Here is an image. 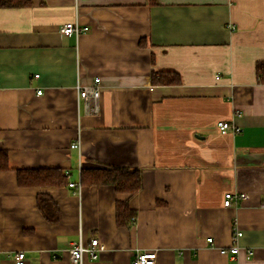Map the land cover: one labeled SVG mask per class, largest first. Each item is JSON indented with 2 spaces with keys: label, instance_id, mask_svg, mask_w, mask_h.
I'll return each instance as SVG.
<instances>
[{
  "label": "crops",
  "instance_id": "0c3cea01",
  "mask_svg": "<svg viewBox=\"0 0 264 264\" xmlns=\"http://www.w3.org/2000/svg\"><path fill=\"white\" fill-rule=\"evenodd\" d=\"M68 22L88 31L64 36ZM258 62L264 0H29L0 8V150L7 152L0 264H14L16 252L25 264H71V246L91 238L104 251L82 264H129L149 251L154 264H264ZM152 72H175L180 83L155 85ZM96 78L97 102L84 101L77 87ZM218 121L240 132L221 135ZM108 166L138 170L141 189L128 198L80 184L81 167ZM41 169L62 170L66 183L18 185V170ZM227 192L246 199L225 207ZM38 193L56 204L57 222L38 210ZM126 199L135 215L118 226L116 202ZM234 230L242 236L232 260L218 248L232 245Z\"/></svg>",
  "mask_w": 264,
  "mask_h": 264
},
{
  "label": "trees",
  "instance_id": "16d2710c",
  "mask_svg": "<svg viewBox=\"0 0 264 264\" xmlns=\"http://www.w3.org/2000/svg\"><path fill=\"white\" fill-rule=\"evenodd\" d=\"M29 0H0V8H18L28 5ZM259 79L264 81V63L256 64ZM151 83L157 85L179 84V75L175 72H152ZM7 169V152L0 150V171ZM66 176L60 169L18 170L17 183L21 187L42 188L63 185ZM80 184L89 186H111L115 192L129 197L135 195L142 186L138 170L118 166L81 167ZM36 205L46 221L57 222L59 219L56 204L44 193L36 196ZM135 212L129 207L128 199L116 202V223L118 226H129Z\"/></svg>",
  "mask_w": 264,
  "mask_h": 264
},
{
  "label": "built area",
  "instance_id": "2783aa9c",
  "mask_svg": "<svg viewBox=\"0 0 264 264\" xmlns=\"http://www.w3.org/2000/svg\"><path fill=\"white\" fill-rule=\"evenodd\" d=\"M88 31V27L81 26L77 22H68L61 27L60 32L64 36L79 35L83 32ZM38 78V75H35ZM99 82V79L94 80V86L88 87H77L79 88V97L84 101L97 102L99 97V88L95 86ZM40 95L41 91H37ZM216 130L221 135L231 134L235 135L240 132V128L232 122L218 121L216 123ZM70 149H78V143H72ZM69 187H74V183H69ZM246 195L244 193L238 192H227L224 194L223 205L228 207L232 204H237L239 200H245ZM242 233L238 230L233 232V243L228 248H218V251L222 255H229V258L234 260L239 254V245L236 241ZM207 244L213 245L212 238L206 239ZM104 251L103 244L97 238H91L88 243H83L81 241L74 243L68 251V261L71 264H82L84 260L88 259L90 261H96L99 258V254ZM247 258H251L253 251L250 249L245 250ZM14 264H25V254L23 252H16L12 255ZM156 259V252H142L136 255V257L129 264H154Z\"/></svg>",
  "mask_w": 264,
  "mask_h": 264
}]
</instances>
